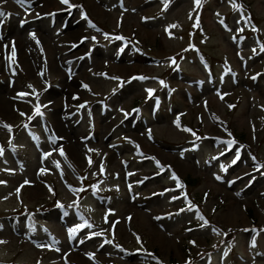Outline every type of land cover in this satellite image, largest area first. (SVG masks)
<instances>
[{"label":"rangeland","instance_id":"obj_1","mask_svg":"<svg viewBox=\"0 0 264 264\" xmlns=\"http://www.w3.org/2000/svg\"><path fill=\"white\" fill-rule=\"evenodd\" d=\"M0 10V264H264V0Z\"/></svg>","mask_w":264,"mask_h":264},{"label":"snow or ice","instance_id":"obj_2","mask_svg":"<svg viewBox=\"0 0 264 264\" xmlns=\"http://www.w3.org/2000/svg\"><path fill=\"white\" fill-rule=\"evenodd\" d=\"M18 2H22V0H18ZM61 2L63 4H69V0H61ZM164 2H165V5L167 6L168 0H164ZM195 4L197 6H199L201 4V0H195ZM4 15H5V13L2 10H0V17H3ZM173 27H175V25H173ZM117 39H123V38L117 37ZM11 58H12L13 62H15V49L14 48L12 50V57ZM140 79H144V77H140ZM161 83H163V82H161ZM85 87H87V86L85 85ZM148 91L151 94L152 90H148ZM36 111L39 113V108H37ZM5 127L9 128V130L11 129V126H9V125H5ZM2 154H3V148L0 147V155H2ZM61 154L63 155L62 149H61ZM238 159H239V154H237V156H236V160H238ZM236 160H234L233 163H235ZM157 163H159V162H157ZM261 167H264V166H261ZM174 178H176V177L174 176ZM70 232L74 234L76 232V229L75 228L71 229Z\"/></svg>","mask_w":264,"mask_h":264}]
</instances>
